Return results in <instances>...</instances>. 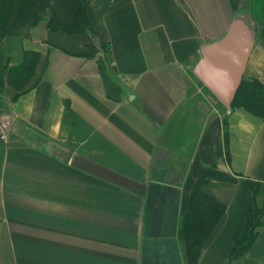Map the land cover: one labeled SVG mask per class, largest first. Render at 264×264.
I'll list each match as a JSON object with an SVG mask.
<instances>
[{
  "label": "crops",
  "instance_id": "1",
  "mask_svg": "<svg viewBox=\"0 0 264 264\" xmlns=\"http://www.w3.org/2000/svg\"><path fill=\"white\" fill-rule=\"evenodd\" d=\"M4 7L0 264H189L182 218L208 173L227 209L197 264H264V217L231 258L254 185L264 207V115L225 106L193 71L244 17L257 31L244 78L264 95V0Z\"/></svg>",
  "mask_w": 264,
  "mask_h": 264
},
{
  "label": "trees",
  "instance_id": "2",
  "mask_svg": "<svg viewBox=\"0 0 264 264\" xmlns=\"http://www.w3.org/2000/svg\"><path fill=\"white\" fill-rule=\"evenodd\" d=\"M7 1L0 0V20L5 11ZM3 11V12H2ZM69 29V25H62ZM232 106H244L261 116L264 115L263 85L257 79L243 78L237 90ZM220 178H231L224 172L213 170L210 174ZM209 176V173L208 175ZM194 188L189 205L183 215L181 238L185 243L189 264H197L200 252L206 238L214 230L220 219L224 216L227 206L219 201L214 195L209 194L203 187V181ZM212 176V175H211ZM258 186L254 185L251 190V203L242 228L238 232L231 258L235 259L247 252L258 236V228L263 223L264 207H259L256 201Z\"/></svg>",
  "mask_w": 264,
  "mask_h": 264
},
{
  "label": "water",
  "instance_id": "3",
  "mask_svg": "<svg viewBox=\"0 0 264 264\" xmlns=\"http://www.w3.org/2000/svg\"><path fill=\"white\" fill-rule=\"evenodd\" d=\"M256 40L255 27L237 16L223 37L202 46L193 66L198 79L227 107L242 83Z\"/></svg>",
  "mask_w": 264,
  "mask_h": 264
}]
</instances>
